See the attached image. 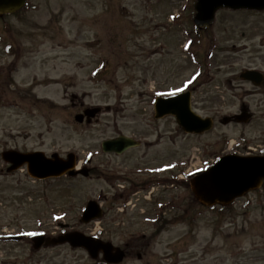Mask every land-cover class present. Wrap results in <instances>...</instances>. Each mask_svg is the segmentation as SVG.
<instances>
[{
    "label": "rangeland",
    "instance_id": "1",
    "mask_svg": "<svg viewBox=\"0 0 264 264\" xmlns=\"http://www.w3.org/2000/svg\"><path fill=\"white\" fill-rule=\"evenodd\" d=\"M191 8V0H27L21 11L0 16V153L95 158L90 178L43 182L24 167L8 173L0 160V264H93L63 243L33 251L30 239L9 242L5 235L8 229L30 235L43 229L54 238L57 228L100 233L105 220L85 226L79 220L88 201L101 204L117 193L101 178L100 143L118 132L136 136L149 124L152 153L173 173L204 170L234 151H264V87L239 79L244 69L264 71V11L221 10L210 28L196 32ZM192 87V109L213 119L211 130L186 135L170 117L153 120L155 97ZM242 105L253 115L250 123L221 124ZM96 106L109 109L90 125L74 121L80 109ZM156 191L163 194L162 187ZM163 195L156 197L194 200L184 185ZM141 203L132 198L122 215H148ZM197 211L195 236L175 245L187 246L179 263L165 257L161 264H264L263 188L231 209ZM170 252L176 250L156 249L160 257ZM132 258L123 264H140Z\"/></svg>",
    "mask_w": 264,
    "mask_h": 264
},
{
    "label": "water",
    "instance_id": "2",
    "mask_svg": "<svg viewBox=\"0 0 264 264\" xmlns=\"http://www.w3.org/2000/svg\"><path fill=\"white\" fill-rule=\"evenodd\" d=\"M25 5V0H0V16L15 13ZM221 9L237 10H264V0H196V15L194 23L202 29L208 28L214 21L215 13ZM241 79L252 82L255 86L261 84L263 76L255 71L245 70L241 73ZM99 112L98 108H90L84 111L87 122ZM154 118L162 119L166 116L175 118L176 123L185 133L202 134L212 127V121L201 119L190 109V94L183 93L167 98H157L154 105ZM84 115L75 116V121L82 122ZM249 115L242 114L236 117V122L247 123ZM229 119L223 120L227 123ZM131 139L118 137L102 143L104 152H122L129 147H134ZM0 158L10 164L7 172H13L26 166L28 175L31 178L44 180L59 178L65 174L74 177L77 174L87 175L86 170L74 172L75 159L69 154L65 160L53 154L47 158L43 152L20 153L17 151H5ZM264 183V156L240 157L226 155L221 157L208 170L196 175L190 181L191 191L199 202L204 206H227L235 199L244 196L250 191H255ZM102 216L101 209L95 201H89L83 211L81 221L88 223L99 219ZM34 248L38 249L42 244H57L68 242L73 247L84 248L92 259L98 257L99 252L109 263H117L121 260L122 254L114 252L109 243H103L92 237H86L80 233H71L44 241L42 237L33 240ZM117 251V250H116Z\"/></svg>",
    "mask_w": 264,
    "mask_h": 264
},
{
    "label": "flooded vegetation",
    "instance_id": "3",
    "mask_svg": "<svg viewBox=\"0 0 264 264\" xmlns=\"http://www.w3.org/2000/svg\"><path fill=\"white\" fill-rule=\"evenodd\" d=\"M108 109L109 107H106L102 111H108ZM83 110L84 108L80 109L78 113L83 112ZM146 127H149L148 130L145 132L139 130L136 136L126 135L132 139L131 144L136 145L135 147L122 153L101 151L103 156L101 178L105 180L106 185H110V188L117 193L112 196L104 195L102 199V221L105 220L106 223L105 228L102 231L100 230L97 236L122 250L123 257L119 264H123L129 256H133L132 259L140 262V264H161L165 257L179 263L178 256L184 255L187 246H179L176 249L175 245L176 243L181 245L187 241L188 236H195L197 221L201 217L200 211H197V209L203 210L204 208L197 205L194 209L192 206L194 201L189 200H181V203H179V201L166 199L155 201L152 198L157 194L156 189L159 186H164L161 191L163 194L167 191V185L171 181L170 175H168L170 163L163 164V159H156L155 153H152V149L156 148V139L152 141L147 139V137H150L153 128H150L149 124H146ZM147 134L149 135L147 136ZM120 135L122 133L118 132L105 140L114 139ZM88 157L90 159L87 164V178H90L94 175L95 158L92 155ZM164 159L167 162V159ZM117 182L122 184L115 185ZM135 195L138 198H135ZM128 197H132L134 201L143 202L141 204L144 205V210H150V213L141 218L135 219L134 216L126 218L122 215L126 209L125 205L129 202L128 205L132 203V198L128 201ZM9 231L11 230L8 229L7 240L13 242L15 240H12V231ZM60 232L54 231L51 234L58 235ZM39 233H46V231L39 229ZM174 233L176 238L172 240L171 234ZM23 235L20 232L19 241L18 238H16V241L24 242V239L30 238L28 235H25V237ZM119 237L121 240L116 239ZM164 237L170 238L172 241L169 240L164 242L165 244H161V239ZM157 247H162L163 250L175 249L176 252L165 253L160 257L156 253ZM69 249L71 248L69 247ZM92 263L107 264L103 259H97Z\"/></svg>",
    "mask_w": 264,
    "mask_h": 264
}]
</instances>
